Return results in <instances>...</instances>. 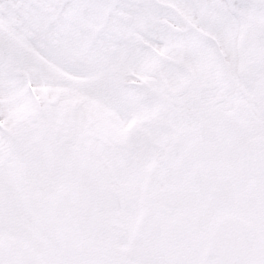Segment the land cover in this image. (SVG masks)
<instances>
[{
    "label": "snow or ice",
    "instance_id": "obj_1",
    "mask_svg": "<svg viewBox=\"0 0 264 264\" xmlns=\"http://www.w3.org/2000/svg\"><path fill=\"white\" fill-rule=\"evenodd\" d=\"M0 264H264V0H0Z\"/></svg>",
    "mask_w": 264,
    "mask_h": 264
}]
</instances>
